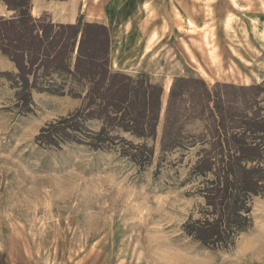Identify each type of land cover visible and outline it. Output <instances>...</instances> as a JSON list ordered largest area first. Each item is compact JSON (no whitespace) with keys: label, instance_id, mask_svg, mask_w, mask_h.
Here are the masks:
<instances>
[{"label":"rangeland","instance_id":"obj_1","mask_svg":"<svg viewBox=\"0 0 264 264\" xmlns=\"http://www.w3.org/2000/svg\"><path fill=\"white\" fill-rule=\"evenodd\" d=\"M111 5L132 12L109 14ZM102 11L145 41L128 70L112 71L144 73L164 86L154 160L140 169L115 151L40 145L41 129L81 101L34 93L33 111L22 113L0 74V264H264V199L234 249L203 247L183 231L203 202L190 177L197 150H160L176 78L211 87L264 81V0H98L97 16Z\"/></svg>","mask_w":264,"mask_h":264},{"label":"trees","instance_id":"obj_2","mask_svg":"<svg viewBox=\"0 0 264 264\" xmlns=\"http://www.w3.org/2000/svg\"><path fill=\"white\" fill-rule=\"evenodd\" d=\"M0 53L16 74L0 73L15 90V107L33 111V94L80 100L67 116L46 124L40 145L64 143L115 151L140 169L149 167L163 113L164 86L144 73L111 69V34L99 23L55 24L34 18L32 0H3ZM99 122L93 131L91 122ZM201 123L199 132L188 127ZM160 150L182 156L197 150L190 177L202 199L183 226L185 235L212 250L230 251L253 226V207L264 199V81L253 85L176 78L164 112Z\"/></svg>","mask_w":264,"mask_h":264},{"label":"crops","instance_id":"obj_3","mask_svg":"<svg viewBox=\"0 0 264 264\" xmlns=\"http://www.w3.org/2000/svg\"><path fill=\"white\" fill-rule=\"evenodd\" d=\"M98 0H32L31 12L34 18L48 16L55 24H76L83 16L88 23H101L107 26L111 34V65L117 70H128L130 62L134 61L131 55L144 53L145 41L136 35L135 31L119 30L115 20L107 18L105 13L132 12L122 6H109L104 13L96 14ZM126 6V5H125ZM14 12L10 11L3 0H0V19L11 18ZM97 16V17H96ZM16 72L15 64L0 53V73Z\"/></svg>","mask_w":264,"mask_h":264},{"label":"bare ground","instance_id":"obj_4","mask_svg":"<svg viewBox=\"0 0 264 264\" xmlns=\"http://www.w3.org/2000/svg\"><path fill=\"white\" fill-rule=\"evenodd\" d=\"M167 90L169 91V87L167 88Z\"/></svg>","mask_w":264,"mask_h":264}]
</instances>
